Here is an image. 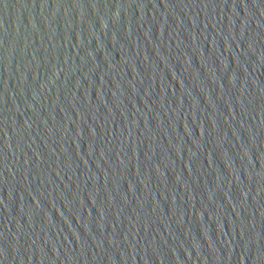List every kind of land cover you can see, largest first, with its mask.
<instances>
[{
    "label": "water",
    "instance_id": "95a60500",
    "mask_svg": "<svg viewBox=\"0 0 264 264\" xmlns=\"http://www.w3.org/2000/svg\"><path fill=\"white\" fill-rule=\"evenodd\" d=\"M0 264H264V0H0Z\"/></svg>",
    "mask_w": 264,
    "mask_h": 264
}]
</instances>
